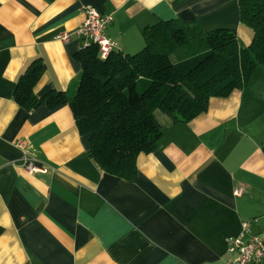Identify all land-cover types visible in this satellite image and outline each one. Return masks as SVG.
Returning a JSON list of instances; mask_svg holds the SVG:
<instances>
[{
	"label": "crops",
	"instance_id": "crops-1",
	"mask_svg": "<svg viewBox=\"0 0 264 264\" xmlns=\"http://www.w3.org/2000/svg\"><path fill=\"white\" fill-rule=\"evenodd\" d=\"M82 5L112 14L105 33L125 54L159 21L232 30L241 47L253 38L238 0H0V264H225L243 221L264 234L263 70L187 122L156 111L162 134L135 179L107 174L68 104L27 111L12 98L36 58V97L72 88Z\"/></svg>",
	"mask_w": 264,
	"mask_h": 264
},
{
	"label": "trees",
	"instance_id": "trees-1",
	"mask_svg": "<svg viewBox=\"0 0 264 264\" xmlns=\"http://www.w3.org/2000/svg\"><path fill=\"white\" fill-rule=\"evenodd\" d=\"M238 4L240 21L253 31L246 47L232 30L159 21L144 28V47L134 54L116 50L101 59L95 45L79 48L81 71L68 92L36 97L45 65L32 60L12 98L27 111L68 104L79 134L88 137L89 157L105 173L133 181L138 154L152 152L162 134L156 111L171 123L187 122L206 111L211 97L242 88L258 67L264 72V0Z\"/></svg>",
	"mask_w": 264,
	"mask_h": 264
},
{
	"label": "built area",
	"instance_id": "built-area-1",
	"mask_svg": "<svg viewBox=\"0 0 264 264\" xmlns=\"http://www.w3.org/2000/svg\"><path fill=\"white\" fill-rule=\"evenodd\" d=\"M81 12L84 14V20L77 30L81 41L79 48L95 45L99 58L105 59L110 52L116 51V43L105 33L106 27L113 21L112 14H102L90 5H82ZM19 145L22 146L21 143ZM26 169L29 172L46 171L44 167H39L31 161H27ZM241 192L240 188L234 190L235 195ZM252 222H256V219L243 221L241 231L235 236L227 237L226 250L229 257L225 264H264V234L251 233Z\"/></svg>",
	"mask_w": 264,
	"mask_h": 264
}]
</instances>
